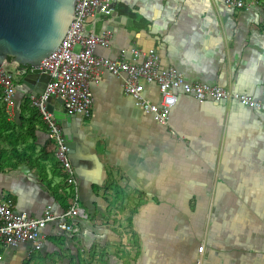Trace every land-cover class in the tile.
I'll list each match as a JSON object with an SVG mask.
<instances>
[{"label": "crops", "instance_id": "obj_1", "mask_svg": "<svg viewBox=\"0 0 264 264\" xmlns=\"http://www.w3.org/2000/svg\"><path fill=\"white\" fill-rule=\"evenodd\" d=\"M254 1L237 9L224 0H115L95 27L125 19L114 21L108 46L94 53L116 58L124 48H154L160 66L177 68L187 81L264 103V4ZM22 85L16 120L32 95ZM90 90L91 115L71 114L63 128L88 217L74 233L47 225L40 250L53 245L49 236L71 233L65 245L85 264H264V109L232 99L198 103L180 93L162 125L107 71ZM146 93L157 101L155 86ZM46 130L38 115L34 145L43 155L54 152ZM0 195H12L14 209L31 216L48 204L62 212L38 170L24 164L0 171Z\"/></svg>", "mask_w": 264, "mask_h": 264}, {"label": "built area", "instance_id": "obj_2", "mask_svg": "<svg viewBox=\"0 0 264 264\" xmlns=\"http://www.w3.org/2000/svg\"><path fill=\"white\" fill-rule=\"evenodd\" d=\"M115 0H75L73 18L57 47L39 65L49 75L43 92L30 95V103L37 109L46 126L48 139L53 143L54 154L69 188L68 207L56 214L52 205L35 217L25 211H16L10 199L0 195V249L29 242V252L40 250L45 241V229L53 224L59 230L77 232V220L88 217L80 204V182L70 159L71 146L63 135V128L54 114L47 109V100L54 97L68 114L91 115L93 96L92 81L103 79L109 72L121 81L124 95L133 99L134 105L154 121L167 124L171 109L180 93L193 97L198 103L206 100L224 101L232 99L254 110L264 109V103L249 95L230 92L217 84L189 82L175 67L160 66L159 56L154 48L148 50L128 47L121 50L119 57L98 56L95 47H106L111 37L110 30L97 29L98 16H109ZM228 7L250 9L254 0H224ZM264 35V28H263ZM13 61L0 64V87L2 100L11 114L15 106L17 86L15 77L21 78L34 67L17 68ZM153 85L158 92L157 101L146 93L147 86ZM202 246L199 250L202 251ZM2 253L0 252V259Z\"/></svg>", "mask_w": 264, "mask_h": 264}, {"label": "water", "instance_id": "obj_3", "mask_svg": "<svg viewBox=\"0 0 264 264\" xmlns=\"http://www.w3.org/2000/svg\"><path fill=\"white\" fill-rule=\"evenodd\" d=\"M74 2L0 0V64L13 61L19 64L17 68L34 67L21 78V83L29 88L32 95L41 94L48 81V73L37 66L61 41L73 18ZM118 19L124 20L125 17L109 18L102 23V29L116 30L112 26ZM47 109L61 121L62 128L69 126L67 118L71 114L54 97L48 98ZM72 158L71 152L73 163Z\"/></svg>", "mask_w": 264, "mask_h": 264}, {"label": "trees", "instance_id": "obj_4", "mask_svg": "<svg viewBox=\"0 0 264 264\" xmlns=\"http://www.w3.org/2000/svg\"><path fill=\"white\" fill-rule=\"evenodd\" d=\"M260 1L264 4V0ZM24 101L25 103L19 110V118L16 120L13 117L14 108L10 114L2 100V89L0 87V171L4 169L11 170L22 164L31 170L37 169L41 182L46 186L54 200L60 204L62 210H65L68 207L69 188L65 184L64 176L57 159L54 157V152L48 155L44 154V156L42 150L37 151L35 149L34 127L39 114L37 109L30 103V100L25 99ZM26 112H28L27 117H25ZM55 176L60 178L59 181L54 182L53 177ZM4 197L12 201V195H5ZM128 222L130 223L131 219H128ZM65 234L52 235L47 239L56 247L55 253L60 259L64 257V254L60 253L63 251L64 245H69L73 241L71 236L68 235L71 233ZM1 251L2 249H0ZM67 252L69 253L68 264H85L79 251L76 250L74 258L69 248H67ZM46 256L47 254L44 253L39 260L34 261V253L31 252L23 264H47L45 261Z\"/></svg>", "mask_w": 264, "mask_h": 264}, {"label": "rangeland", "instance_id": "obj_5", "mask_svg": "<svg viewBox=\"0 0 264 264\" xmlns=\"http://www.w3.org/2000/svg\"><path fill=\"white\" fill-rule=\"evenodd\" d=\"M15 81H16V86L18 87L20 93V91L24 90V87L21 83V77L16 76ZM23 170L24 168H22L21 166L15 171H11V173H16V172L19 173V171L23 172ZM2 193H6V191H3ZM80 204L82 205L81 201ZM29 249H30L29 242L23 243L17 247L15 246L6 247L1 251L2 256L4 255L3 256L4 258L0 261V264H23V262L28 258ZM45 250L47 252V256L45 258L47 264H68L69 253L67 252V246L64 245L63 251L60 252L61 254H64V257L60 259L58 255L55 253L56 250L55 247L50 243L48 245H45L43 250L34 251V258H35L34 261L39 260V258H41L42 255H44ZM72 251L73 250L71 248V252ZM53 259H55L54 260L55 263L53 262Z\"/></svg>", "mask_w": 264, "mask_h": 264}, {"label": "bare ground", "instance_id": "obj_6", "mask_svg": "<svg viewBox=\"0 0 264 264\" xmlns=\"http://www.w3.org/2000/svg\"><path fill=\"white\" fill-rule=\"evenodd\" d=\"M231 92V91H230ZM187 95V94H186ZM227 100V99H226ZM231 100V99H230ZM234 101H236V100H234ZM239 103V102H238ZM202 246V245H201ZM203 247V246H202ZM198 250H199V248H198ZM200 251V250H199ZM201 252V251H200Z\"/></svg>", "mask_w": 264, "mask_h": 264}]
</instances>
